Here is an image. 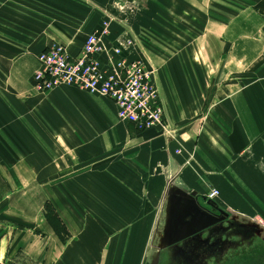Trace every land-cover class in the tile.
Segmentation results:
<instances>
[{"label": "crops", "instance_id": "obj_1", "mask_svg": "<svg viewBox=\"0 0 264 264\" xmlns=\"http://www.w3.org/2000/svg\"><path fill=\"white\" fill-rule=\"evenodd\" d=\"M114 1L0 0V264H264V0L142 6L187 10V48L156 61L173 136L121 119L107 97L34 87L38 55L54 42L78 54L104 21L114 25L101 12ZM106 42L121 40L111 30ZM126 44L127 59L140 56ZM172 185L202 203L218 189L237 241L209 226L160 248ZM245 238L260 243L233 257Z\"/></svg>", "mask_w": 264, "mask_h": 264}, {"label": "built area", "instance_id": "obj_2", "mask_svg": "<svg viewBox=\"0 0 264 264\" xmlns=\"http://www.w3.org/2000/svg\"><path fill=\"white\" fill-rule=\"evenodd\" d=\"M109 27L110 21H104L98 31L88 35L78 54H72L61 42L50 44L38 55L40 65L33 76L35 89L48 92L74 86L113 100L119 117L140 129L162 125L170 133L173 130L166 121V106L155 69L142 58L127 59L123 47L109 45ZM127 42L131 48L132 41ZM218 194L219 190L213 188L207 197L214 199Z\"/></svg>", "mask_w": 264, "mask_h": 264}, {"label": "rangeland", "instance_id": "obj_3", "mask_svg": "<svg viewBox=\"0 0 264 264\" xmlns=\"http://www.w3.org/2000/svg\"><path fill=\"white\" fill-rule=\"evenodd\" d=\"M151 1L115 0L111 10L101 12L105 18L111 19V23L114 22V25H110L109 29L110 33L111 30L114 32L116 40H121L119 44H124L128 40L132 41L130 45L131 49L140 55L137 58L144 59L151 68L155 69V75L161 89L160 74L162 67L157 65L156 61L158 59L162 60V62L164 61V66L171 60L170 51L187 48L188 42L186 41V37L189 34L188 15L187 10L176 11V16H174L171 10L143 9L146 3L148 6L154 5L153 1ZM136 4L141 9H136ZM173 17L179 18V25L174 23ZM178 35L179 37L181 35L185 37V42L173 41V37H177ZM165 110L167 112L166 107ZM53 217L54 223L61 227L62 224L59 218L55 217V215Z\"/></svg>", "mask_w": 264, "mask_h": 264}, {"label": "water", "instance_id": "obj_4", "mask_svg": "<svg viewBox=\"0 0 264 264\" xmlns=\"http://www.w3.org/2000/svg\"><path fill=\"white\" fill-rule=\"evenodd\" d=\"M173 135H175V131L170 134V136ZM168 195L169 201L167 202V213L163 219L164 224L161 225L160 230L157 232L160 248L183 241L215 224L217 219L215 215L211 214L213 212L210 208L220 213H232L228 209L221 208L214 199H209L205 196L202 198V203L197 193H188V191L174 185L170 187ZM245 220L249 221L248 218H245ZM154 264H157V261Z\"/></svg>", "mask_w": 264, "mask_h": 264}, {"label": "flooded vegetation", "instance_id": "obj_5", "mask_svg": "<svg viewBox=\"0 0 264 264\" xmlns=\"http://www.w3.org/2000/svg\"><path fill=\"white\" fill-rule=\"evenodd\" d=\"M210 210L213 212L211 214L215 215V218L217 219V222L212 226L213 229H222L223 232V238L222 240H228V241H232V243L236 242L237 239L239 238V236L241 235V229L239 228L240 226L237 224H234V217L232 216L231 213H220L215 209L210 208ZM209 233V232H208ZM255 244L257 245L258 243H260V241L258 239L252 238V239H247L245 238V245H243L241 248H239L236 252V250H234V254L233 257L236 258V256H241V252H243L245 255L244 257H251L248 256V252L249 249H251L250 244ZM258 255H262L264 257V251H261L260 254ZM243 257V256H241ZM240 257V258H241Z\"/></svg>", "mask_w": 264, "mask_h": 264}, {"label": "trees", "instance_id": "obj_6", "mask_svg": "<svg viewBox=\"0 0 264 264\" xmlns=\"http://www.w3.org/2000/svg\"><path fill=\"white\" fill-rule=\"evenodd\" d=\"M45 215H46L47 220L53 225V227L55 228V230H56L57 232L61 233V231H63V230H60V229H61L62 226H64V225H62V226L60 227L58 224H55V223H54V220H53L54 217H53V215H55V217L59 218L60 223H62V222H61V219H60V217H59V215H58L57 208H56L55 205H54L52 202H50V201H47V202L45 203ZM64 227H65V226H64ZM64 230H65L64 233H66L67 231H66L65 228H64ZM66 234H67V233H66ZM66 234H65V235H66ZM65 235L62 234L63 239H65V238H64Z\"/></svg>", "mask_w": 264, "mask_h": 264}]
</instances>
